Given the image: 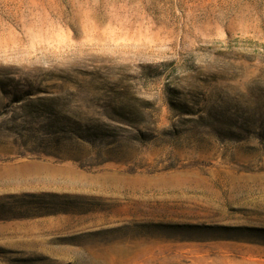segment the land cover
<instances>
[{
  "label": "rangeland",
  "instance_id": "374dc122",
  "mask_svg": "<svg viewBox=\"0 0 264 264\" xmlns=\"http://www.w3.org/2000/svg\"><path fill=\"white\" fill-rule=\"evenodd\" d=\"M0 264H264V0H0Z\"/></svg>",
  "mask_w": 264,
  "mask_h": 264
}]
</instances>
